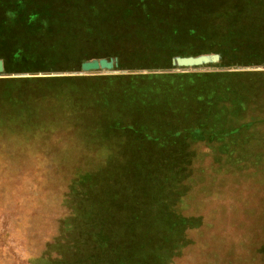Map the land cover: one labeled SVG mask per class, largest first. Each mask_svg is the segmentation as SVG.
Instances as JSON below:
<instances>
[{"label": "rangeland", "instance_id": "374dc122", "mask_svg": "<svg viewBox=\"0 0 264 264\" xmlns=\"http://www.w3.org/2000/svg\"><path fill=\"white\" fill-rule=\"evenodd\" d=\"M10 1L0 0V264H264V0H148L149 18L139 0H44L31 18ZM24 42L36 44L30 64L14 54ZM202 54L212 59L172 63ZM69 77L88 85L81 112L63 102ZM127 81L136 98L151 89L165 100L169 83L170 96L206 99L117 111L110 97Z\"/></svg>", "mask_w": 264, "mask_h": 264}, {"label": "trees", "instance_id": "16d2710c", "mask_svg": "<svg viewBox=\"0 0 264 264\" xmlns=\"http://www.w3.org/2000/svg\"><path fill=\"white\" fill-rule=\"evenodd\" d=\"M18 1H22V2H24L26 4H28V6L25 9V11L29 12L28 14H29L30 18L32 16H38L39 13H40L39 12L40 7H43L44 3H46L44 0H18ZM22 2H19V3H22ZM147 2H148V0H144V1L143 0H139V1L136 2V4H138L140 6L139 7L140 13H137V14L143 16L144 18H149V15L151 14L150 8H149L150 6L146 5ZM9 3H11L10 0H8V4ZM133 3H135V2H133ZM136 4L133 5V8L136 6ZM97 9L100 12V7L97 8ZM126 14H128V13H126ZM6 16L7 17H5V18L3 17V20H7L8 15H6ZM98 18H99V16H97V19ZM0 20H2V19L0 18ZM30 20H31L30 24L32 25V22H34V21L32 19H30ZM161 20H162V22L164 24H168L169 23V20H163V19H161ZM176 22L178 24H186V25L192 24V22H188L185 19H184V21H176ZM148 25H150V24H148ZM2 26L5 27V23H3ZM162 26H165V25H162ZM172 27H174V26H172ZM146 33H143L144 37H142V38L144 40L148 41L149 44H154L153 46H154L155 53H158V55H159L160 53L164 52V50H161L162 47H163V44H164L163 41H162V38L160 39L162 44L159 45L158 42L156 43V41H155L156 38L154 40L153 37L146 36ZM100 34H102L103 36H106L107 38L111 36L108 32H104V31H100ZM122 36L125 37L124 32H123ZM167 36L170 37V32L167 33ZM162 37H166V34H163ZM132 41H134V40H132ZM33 44L34 43L24 42V44L19 45L16 48V52L14 54H16L17 57L21 58L22 64H23V62H25V60H26L27 63L30 64V62L28 61V57L27 56H30V54L32 56V54L35 52L34 51L35 49L31 48V46ZM34 45H36V44H34ZM105 51H107V50H105ZM169 51H170V48L169 49H165V52H169ZM143 52L144 53H147V52L152 53L150 51L149 47L145 48ZM30 69H31V67H30ZM37 69H44V68L42 67V68H37ZM163 75L164 76H162V75L157 76L155 74H151V75L148 76V79L152 83L153 80L157 79V78H164V79L170 78V75H168V74H163ZM146 78H147V76H146ZM73 79L75 80L74 83L71 82V83H68V85H66V86H68V88H66L67 97L64 99L63 102H64V104H66V107H67L68 110H75L76 112H81V103H79V102L82 101L81 94H82V92H86L88 90V88H87L88 85L84 84V86H83V85L79 84L78 81H80V80L77 81L75 78H70V77L66 78V80H68V81H71ZM66 80L63 79L61 81H66ZM49 82L51 83V85H54L55 84L54 82H56V80L53 79V80H50ZM137 87L138 86L135 85L134 82H131V81H127L125 83L123 82L121 84V86L119 87V89H117L118 90L117 93L116 94L114 93V95H116V96L115 97H110V100L113 99L114 102H116L115 109L117 111H121V112H145V113L147 112L148 113V112H152L154 110H155L154 112H157V110L159 109L160 103H162L163 107L165 106L164 98L162 100V97L156 96L155 91L151 90V89L147 90V91H146V89H144L145 92L142 95V98L140 97L139 93H138L137 98L134 97V93H137L134 90L138 89ZM163 92L165 94L167 92V88H165ZM27 106H29V105H27ZM15 110L18 111L20 114H26L27 112H29L30 114H34V113L38 112L37 107L32 109L34 112L32 110H30V109L18 108L17 106H16ZM70 112H72V111H70ZM128 115H130V114H127V116ZM148 117H150V116L148 115ZM151 118H149V119L154 122V127H157V125H159V124H160L159 126H162V125L164 126L165 125V124H163L161 122H159V124H158L157 120H153V118L152 119ZM166 129H167V127H166ZM132 172L134 173V171H132ZM148 172L151 173L150 170H148Z\"/></svg>", "mask_w": 264, "mask_h": 264}, {"label": "crops", "instance_id": "0c3cea01", "mask_svg": "<svg viewBox=\"0 0 264 264\" xmlns=\"http://www.w3.org/2000/svg\"><path fill=\"white\" fill-rule=\"evenodd\" d=\"M98 20H100V16H99V18H98ZM202 55H204V54H202ZM200 56V55H199ZM118 58V57H117ZM116 57L114 58V62H113V66H112V68L113 67H116L117 66V62H118V59H117ZM105 59H109V58H105ZM202 63H200V64H197V65H201ZM197 65H181V66H197ZM109 69V68H108ZM168 74V73H167ZM169 75V74H168ZM170 76H171V74H170ZM197 77V79H195V73H194V78H192V83L193 84H195L196 83V81L195 80H198V84L200 85V83H199V76H196ZM169 79V78H168ZM169 84V83H168ZM167 84V92H166V94H165V104H166V110H168V108H169V104H170V100H172V98H173V100H172V102H175V101H178V103L180 102V101H182L183 102V105H182V107H184L185 108V103H196V102H198V103H202L201 101L203 100V99H206L205 97H204V94H200L199 92L198 93H196V94H194V93H191L190 95H188V96H186V95H184V96H182V97H180V98H178V97H175V96H170V90H168V89H170V85H168ZM206 87V85H204L203 86V89ZM195 109V108H194ZM165 110V111H166ZM199 110H200V108H198V110L196 111V112H199ZM180 112H187L186 110H181ZM193 112H194V110H193Z\"/></svg>", "mask_w": 264, "mask_h": 264}, {"label": "water", "instance_id": "95a60500", "mask_svg": "<svg viewBox=\"0 0 264 264\" xmlns=\"http://www.w3.org/2000/svg\"><path fill=\"white\" fill-rule=\"evenodd\" d=\"M212 59V57L207 56V55H200L198 57H185V58H179L177 57L176 59H173L172 63L177 64V65H197L200 63H204ZM114 59L109 58L107 59H100L99 61L93 60L89 63H84L81 65L83 69H89V68H95L98 67L100 64L102 67L105 68H111L113 65Z\"/></svg>", "mask_w": 264, "mask_h": 264}]
</instances>
